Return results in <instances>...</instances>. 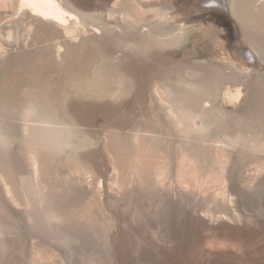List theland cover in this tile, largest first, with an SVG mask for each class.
Masks as SVG:
<instances>
[{"label": "rangeland", "instance_id": "rangeland-1", "mask_svg": "<svg viewBox=\"0 0 264 264\" xmlns=\"http://www.w3.org/2000/svg\"><path fill=\"white\" fill-rule=\"evenodd\" d=\"M82 1H89L84 4L89 11L105 9L97 0ZM144 1L146 7L166 0ZM17 8L18 0H0V100H6L1 111H9L11 99H16L13 80H21L30 68L47 79L44 70L55 60L40 55L46 43L20 21ZM145 15V24L155 21L153 13ZM212 18L217 26L192 23L195 27L183 44L154 49L150 61L138 59L135 85L124 101L137 98L140 104L132 114L128 107L120 109V117L109 114L110 122L101 116L81 121L86 132L80 137L88 144L76 152L52 154L42 151L41 143L23 141L19 120L7 112L13 144L10 149L0 145V264H264V156L216 150L217 124L195 134L193 141L182 140L185 131L196 130L194 124L168 119L158 102L159 94L167 97L168 82L191 78L205 64L225 68L230 46L243 42L232 19L218 12ZM249 70L242 86L229 85L234 93L241 90L240 98L223 103L231 131L251 117L264 124V65L257 62ZM76 100L71 95L66 103ZM30 145L40 149L37 177ZM27 176L48 218L71 237L70 246L33 230L23 183Z\"/></svg>", "mask_w": 264, "mask_h": 264}, {"label": "bare ground", "instance_id": "bare-ground-1", "mask_svg": "<svg viewBox=\"0 0 264 264\" xmlns=\"http://www.w3.org/2000/svg\"><path fill=\"white\" fill-rule=\"evenodd\" d=\"M97 1L105 6L104 10L89 11L85 9L89 1L84 5L82 0H18L20 21L26 22L28 30H35L46 43L40 49V55L55 60L53 66L50 64L44 70L49 72L47 79L46 76L41 78L29 67L30 70L22 74L21 80L11 82L16 99H11V107L6 108L9 111L0 110L2 147L12 148V138L6 125L7 112H11L19 120L22 140L41 143V147L44 144L46 149L40 147L42 151L64 154L82 149L88 144V139L81 138L82 135L80 137L86 132L80 126L81 121L101 116L104 117L102 120L110 122L109 114L117 115L120 109L126 107L132 114L134 107L140 104L137 98L124 101L135 85L137 60L150 61V54L156 48L180 46L195 27L190 24L198 22L213 26L216 23L212 15L218 12L224 18L232 19L237 29L242 30L244 39L240 40L243 42H234L230 46L231 59L224 60L225 68L205 64L194 69L191 78L180 77L178 84H170L165 79L169 85L168 89H164L167 97L159 94L158 102L166 109L168 119L179 125L184 121L194 124L196 130L185 131L182 140L193 141L197 133L209 132L217 124L220 141H214L216 150L264 156V124L261 119H240L243 123L236 124L239 125L238 130L231 131L225 123L227 118L223 110L225 100L239 99L242 93L241 90L234 93L229 85L242 86L243 77L250 72L249 67L257 62L264 65V0H166L162 5L154 3L146 7L143 6L146 3L144 0H113L112 4L109 0ZM148 12L153 13L155 21L145 24V14ZM81 33L86 34L80 38ZM221 44L217 45L224 50ZM93 46L101 52L98 54ZM71 95L77 100L66 103ZM87 100L98 101L99 105L95 106V102L94 105L89 104L85 102ZM4 103L0 100V105ZM131 118L135 121L134 117ZM31 146L27 147L28 155L32 159L34 176L37 177L40 172V165L36 161L39 148ZM23 183L29 205L27 217L33 230L48 235L58 245L70 246L71 237L59 232L54 219L48 218L45 209L38 203L33 179L24 177ZM9 188L7 186V191Z\"/></svg>", "mask_w": 264, "mask_h": 264}]
</instances>
